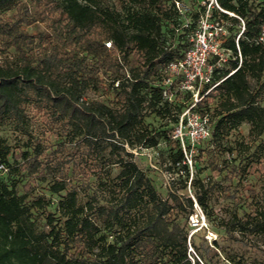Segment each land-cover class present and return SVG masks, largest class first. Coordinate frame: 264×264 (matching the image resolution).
Segmentation results:
<instances>
[{"label":"trees","instance_id":"16d2710c","mask_svg":"<svg viewBox=\"0 0 264 264\" xmlns=\"http://www.w3.org/2000/svg\"><path fill=\"white\" fill-rule=\"evenodd\" d=\"M218 1L245 22L239 37L241 20L215 12L231 25L222 44L229 58L215 69L219 84L198 105L214 124L211 148L200 156L220 173L222 164L228 167L221 155L234 151L229 138L243 125L264 146V45L258 43L264 0ZM200 11L189 13L191 28L177 33L173 25L182 18L173 0H127L122 11L105 0H0V127L9 123L28 135L35 113L45 133L60 137L56 147L37 142L17 156L0 134V172L9 168L33 182L20 195L18 181L0 179V264H202L191 260L189 232L180 222L184 211L195 212L194 200L184 206L176 194L161 198L132 153L169 139L146 124L149 116L177 124L190 103V94L165 99L163 83L172 77L168 65L191 46ZM35 26L41 29L30 32ZM91 91L105 100L88 99ZM169 142V169L189 178L180 142ZM49 180L60 200L45 230L38 224L45 200L28 199L34 183ZM190 185L206 211L210 189L198 176ZM232 226L264 235V207L255 216L235 214Z\"/></svg>","mask_w":264,"mask_h":264},{"label":"rangeland","instance_id":"374dc122","mask_svg":"<svg viewBox=\"0 0 264 264\" xmlns=\"http://www.w3.org/2000/svg\"><path fill=\"white\" fill-rule=\"evenodd\" d=\"M105 3L112 8L122 11L127 0H105ZM203 0H187L186 6L190 13L201 8ZM226 27L231 26L225 23ZM41 27L29 28L30 32H36ZM229 36V33L228 35ZM229 58V55L227 56ZM88 99L96 98L104 101V97L96 92H89ZM261 103L264 104V92ZM212 109L216 103L212 104ZM186 107H184L185 109ZM183 109V110H184ZM212 115V112H211ZM30 120L29 134H21L9 123L0 127L1 136L12 147L14 153L18 154L31 149V145L41 142L43 146H54L60 141V137L45 133L41 118L33 113ZM146 124L158 131L165 130L169 139H173L176 123L171 118H159L151 115L147 118ZM213 131L214 124L209 123ZM169 139L160 140L156 148L138 147L132 150L133 159L136 164L145 171L153 185L163 199H171L172 194L180 196L184 206L188 204L187 198L194 200L195 212L184 211L180 214L182 226L189 232L191 242L189 253L193 259H198L202 264H207L203 255L207 256L213 264H234L227 260L228 256L242 258L246 264H264V235L253 232H242L240 228H234L232 222L235 214L246 218L247 215L255 216L264 207V146L260 145L262 140H253L249 136V126L243 125L239 132L229 138L228 144L233 146V152H226L221 157L227 160L228 167L223 172L213 171L208 164V156L202 155L199 150L211 148L212 135L200 141L194 148L192 164L187 162L189 178L185 171L179 172L170 170L169 157L171 145ZM239 144H243L241 147ZM13 162V159H10ZM221 163V161H220ZM234 168H238L236 171ZM9 170V168H8ZM0 172V179L11 185L18 181L17 190L20 195L24 193L23 186L33 185L21 175H14L10 170ZM118 169L115 170V173ZM198 176L211 191V196L206 199L207 210L205 211L194 198V190L191 187L193 177ZM188 180L187 189L184 188ZM52 181L34 183L35 191L29 197V202L40 198L45 200L44 209H39L38 224L40 228L48 230L46 216L48 213H56L57 203L60 196L50 191ZM86 197L80 196V201ZM44 212V213H42ZM58 217V214H56Z\"/></svg>","mask_w":264,"mask_h":264},{"label":"built area","instance_id":"2783aa9c","mask_svg":"<svg viewBox=\"0 0 264 264\" xmlns=\"http://www.w3.org/2000/svg\"><path fill=\"white\" fill-rule=\"evenodd\" d=\"M173 2L182 18V23L173 25V27L177 33L184 32L191 28L192 23L188 17L190 11L185 2L179 0H173ZM216 11L239 18L234 13L224 10L218 0H203L197 28L190 37L191 46L182 59L173 61L168 65L167 72L172 77L163 83L164 97L170 102H173L176 93L190 94V103L179 115L173 135V139L180 142L186 154V161L190 164L193 160V148L200 141L212 135L209 117L203 116L198 111V105L219 84H213L215 69L224 64L229 55V52L222 45L227 37L228 30L223 21L215 18ZM240 20L242 30L239 37L245 30V22L242 19ZM258 43L264 45V25ZM107 46L109 47L110 43ZM233 73L234 71L231 74ZM175 80H179V84L173 91L172 86ZM118 85L119 82H116V86ZM208 86L209 88H207ZM0 169H3V166ZM190 248L192 249V247ZM189 256L194 261L191 253H189Z\"/></svg>","mask_w":264,"mask_h":264}]
</instances>
